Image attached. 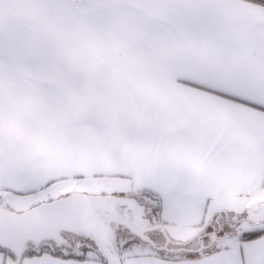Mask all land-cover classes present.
Returning a JSON list of instances; mask_svg holds the SVG:
<instances>
[{
  "label": "snow or ice",
  "instance_id": "snow-or-ice-1",
  "mask_svg": "<svg viewBox=\"0 0 264 264\" xmlns=\"http://www.w3.org/2000/svg\"><path fill=\"white\" fill-rule=\"evenodd\" d=\"M0 264H264V0H0Z\"/></svg>",
  "mask_w": 264,
  "mask_h": 264
}]
</instances>
